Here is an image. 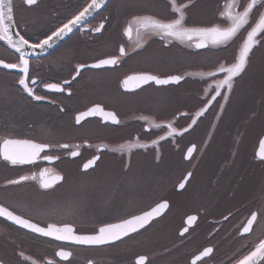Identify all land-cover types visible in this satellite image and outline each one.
<instances>
[{"label":"flooded vegetation","instance_id":"1","mask_svg":"<svg viewBox=\"0 0 264 264\" xmlns=\"http://www.w3.org/2000/svg\"><path fill=\"white\" fill-rule=\"evenodd\" d=\"M89 2L39 0L38 7L29 8L15 0L16 33L30 43L45 39ZM225 3L195 0L186 9L185 26H218ZM133 15L169 22L176 14L169 0H110L47 55L26 56L30 77L37 80L32 87L45 100L36 101L23 91L21 73L0 67V137L47 143L53 146L47 153L60 157L23 165L0 159V204L41 226L72 223L85 235L160 203L168 207L126 242L99 249L39 237L0 217V264H47L50 259L54 264H136L140 256L147 258L146 264H235L264 238V160L259 158L264 141V33L232 89L224 86L216 96V84L226 78L218 67L237 61L249 25L227 45L208 42L196 48V37L181 41L153 33L138 38L134 32L130 40L124 29ZM101 22L105 28L93 31ZM121 47L126 50L122 57ZM19 55L0 40V60L18 63ZM111 57H119L118 65L85 67L76 74L81 64ZM143 74L182 79L167 85L133 79L125 87V79ZM49 83L65 91L45 88ZM96 105L104 112L75 123L77 115ZM108 112L120 123H111ZM59 144L70 147L60 149ZM71 151L80 154L72 157ZM96 156V165L85 172L83 164ZM44 169L48 179L59 174L64 180L47 191L39 188V179L4 187L9 179L39 176ZM253 213L257 218L252 230L244 233ZM61 247L73 253L70 261L55 255ZM207 248L212 252L204 256Z\"/></svg>","mask_w":264,"mask_h":264},{"label":"snow or ice","instance_id":"2","mask_svg":"<svg viewBox=\"0 0 264 264\" xmlns=\"http://www.w3.org/2000/svg\"><path fill=\"white\" fill-rule=\"evenodd\" d=\"M109 2L110 0H90L83 10L79 11L78 14H75L62 26L58 27L51 33V35H48L45 39L30 43L29 40L20 33H16L19 39L13 41L12 35L9 32V27L5 26V24L6 22L8 24H12L15 19V0H0V40L6 41L8 45L13 47L17 53H20L18 63H6L3 60H0V67L8 70L15 69L18 73H21L22 75L18 79V84L22 86L23 91L36 101L45 100L46 97L36 94L34 87H32L37 85V80L30 77L29 59L25 58L28 53L23 50L25 48L43 50L46 47H53V43H50V41H54V38L56 41L63 40L64 37L69 33H72L74 29L78 30L85 27L89 22V17H93V14H97L101 9L106 8ZM23 3L29 8L39 6V0H23ZM194 3L195 0H187L186 3L184 0H180L179 3L177 0H169L171 13L176 14L169 20V22H163L153 16L133 15L124 29V35L130 40L132 39L134 32L138 38H143L146 35L153 33L160 35L161 38L167 37L181 41L185 39L191 41L194 37H196L195 47L204 48L207 46L208 42H211L213 45H227L242 29H245L246 25H249L250 30L247 31V36L243 41L237 61L231 66L220 64L218 67L219 72L226 73V78L221 79L219 83L216 84V96H219V89L224 86H227L229 90L232 89L234 78L246 70V66L249 63L250 53H252L253 48L261 42L257 39V37L260 36L261 33H264V11H262V9H264V0H248V2L244 4H241L239 0H226L223 9L220 11V16L223 17V19L216 22L218 26L189 28L185 26L186 9ZM130 7H136V5H130ZM223 24H226L227 26H219ZM104 28L105 24L101 22L93 28V31L99 33ZM261 40H264V36H261ZM119 52L121 57L126 55L124 47H121ZM118 63L119 57L100 59L97 63L92 65H79L76 69V74L79 75L80 69L85 67L99 69L106 66H116ZM208 75L215 76L216 72H210ZM73 79H75V77H73ZM133 79L143 83L155 82L157 85H167L170 83L178 84L182 77L176 75L170 76L167 79H161L158 76L150 74L130 76L123 81L125 87L127 86L128 81ZM65 83H69V81H65ZM44 87L55 92L65 91L63 87L53 83L45 84ZM213 99H215V97H213ZM225 99H227V97H225ZM203 111H206V109L201 110V112L196 115H203ZM103 112L104 109L101 106L96 105L89 109V111L82 112L77 115L75 123L80 124L82 120L88 116ZM106 117L110 119L113 124L120 123L117 115L113 112L106 113ZM141 119L146 118L142 117ZM192 123H196L195 119ZM184 131H188V129L186 128ZM170 134L174 135L175 132ZM162 139H164V137H162ZM51 147L53 146L50 144L37 143L31 139H15L10 136H3L0 137V159L7 162L9 165L32 164L38 158L53 162L60 159V157L47 153L46 150ZM57 147L60 149H68L70 146L68 144H59ZM193 151H195V146L188 149L189 157H191ZM41 153H45V155L41 157ZM69 154L72 157H76L80 153L78 151H71ZM259 158L264 160V141H261ZM99 159L100 157L96 156L84 163L83 170L86 172L88 169L93 168L96 165V161ZM188 175L191 176V173ZM47 176L48 170L44 169L39 172V176L33 174L31 176H20L18 179H9L4 187L7 189V187L11 185H21L25 181H36L39 179V188L47 191L54 189L55 184L64 180V177L59 174H56L51 180L48 179ZM179 187L183 189L185 187L184 183H181ZM167 207V203H160L150 211H145L140 215H133L130 218H124L119 223L104 224L103 226H100L98 231L94 234L89 235L78 234L75 225L67 222H51L47 223L45 226H41L39 223L32 222L28 218L15 214L14 211L10 210L3 204H0V217L19 225L21 228L29 230L31 233L37 234L39 237L51 238L55 241H62L73 245L88 246L90 248L99 249L104 246L116 247L118 246L117 242H126V237L132 238V234L139 233L141 229H146L152 220L160 214V210ZM256 218V214L253 213L251 218L247 220V226L243 228L244 233H248L252 230V225ZM189 220H195V217H190ZM185 231H187V229H185ZM211 252L212 249L207 248L205 249L203 255L207 256ZM55 255L63 261H70L73 253L61 247ZM256 257L264 259V239H262L256 246L255 250L251 251L250 255L245 256L239 264H250V262H252ZM26 259L30 258L26 257ZM146 259V257L140 256L136 261V264H146ZM197 259H199V257ZM32 264H37V261L32 260ZM47 264H54V261L50 259L47 261ZM88 264H93V261L89 260Z\"/></svg>","mask_w":264,"mask_h":264},{"label":"water","instance_id":"3","mask_svg":"<svg viewBox=\"0 0 264 264\" xmlns=\"http://www.w3.org/2000/svg\"><path fill=\"white\" fill-rule=\"evenodd\" d=\"M5 26L9 27V32L12 35L13 41L18 40L19 37L16 35V29H15L14 23L12 22V24H8L6 22ZM69 34L67 36H65L63 40L56 41L55 38H54V41H50V43H53V47H51V48H47L46 47L43 50H41V49L32 50V49H29V48H25L23 51L26 52V53H28L27 56H30V57L31 56H44V55H47L49 52H51L52 50H54L55 48H57L69 36ZM255 248H254V250H255ZM239 262L236 263V264H239ZM250 264H264V259H262L260 257H256V258H254V260L252 262H250Z\"/></svg>","mask_w":264,"mask_h":264}]
</instances>
